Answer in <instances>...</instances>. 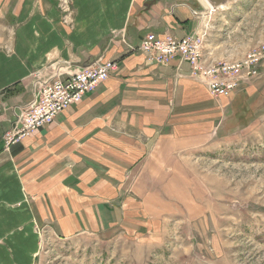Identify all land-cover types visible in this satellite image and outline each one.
I'll list each match as a JSON object with an SVG mask.
<instances>
[{"label":"crops","instance_id":"obj_1","mask_svg":"<svg viewBox=\"0 0 264 264\" xmlns=\"http://www.w3.org/2000/svg\"><path fill=\"white\" fill-rule=\"evenodd\" d=\"M46 3L3 9L12 15L0 36V264H35L39 227L70 236L121 213L151 223L145 208H132L134 189L164 156L156 148L216 126L214 99L187 61L159 64L126 45L149 31L194 34L200 0H74L71 25ZM108 59L118 68L105 81L52 123L6 143L16 115L37 95L34 70L43 67V76L48 63L67 60L74 69Z\"/></svg>","mask_w":264,"mask_h":264},{"label":"rangeland","instance_id":"obj_2","mask_svg":"<svg viewBox=\"0 0 264 264\" xmlns=\"http://www.w3.org/2000/svg\"><path fill=\"white\" fill-rule=\"evenodd\" d=\"M37 1L0 0V36L11 30L12 14L3 9L40 8ZM44 1L63 17L62 8H75L74 0ZM201 3L197 31L206 57L242 59L264 45V0H230L217 9ZM71 65L48 63L40 77ZM211 98L215 129L156 148L164 156L134 189L132 210L145 208L151 223L121 213L70 236L39 227L35 264H264V59L232 96Z\"/></svg>","mask_w":264,"mask_h":264},{"label":"built area","instance_id":"obj_3","mask_svg":"<svg viewBox=\"0 0 264 264\" xmlns=\"http://www.w3.org/2000/svg\"><path fill=\"white\" fill-rule=\"evenodd\" d=\"M62 9L65 11L64 19L69 17L70 9ZM202 37L198 31L181 38L167 32L158 36L149 31L138 44L127 42L126 45L129 52L140 51L159 64L179 56L181 61L189 63L190 74L200 78L213 97H230L241 84L257 74V66L264 59L263 44L242 59L214 61L203 53ZM117 68V60L108 59L74 69L66 66L63 70L50 72L46 78L40 77V70L34 72L33 91L37 95L16 115L11 128L5 133L6 143L52 123L60 112L81 100Z\"/></svg>","mask_w":264,"mask_h":264},{"label":"water","instance_id":"obj_4","mask_svg":"<svg viewBox=\"0 0 264 264\" xmlns=\"http://www.w3.org/2000/svg\"><path fill=\"white\" fill-rule=\"evenodd\" d=\"M213 9H217L221 5H225L230 0H207Z\"/></svg>","mask_w":264,"mask_h":264},{"label":"bare ground","instance_id":"obj_5","mask_svg":"<svg viewBox=\"0 0 264 264\" xmlns=\"http://www.w3.org/2000/svg\"><path fill=\"white\" fill-rule=\"evenodd\" d=\"M200 1H202V2H204V3H206V4H208V5H210L209 4V2L207 1V0H200ZM211 6V5H210ZM224 5H221L220 7H218V8H222Z\"/></svg>","mask_w":264,"mask_h":264}]
</instances>
